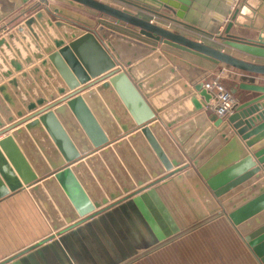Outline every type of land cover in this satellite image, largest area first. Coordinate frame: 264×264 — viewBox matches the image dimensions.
Listing matches in <instances>:
<instances>
[{
	"label": "water",
	"instance_id": "water-1",
	"mask_svg": "<svg viewBox=\"0 0 264 264\" xmlns=\"http://www.w3.org/2000/svg\"><path fill=\"white\" fill-rule=\"evenodd\" d=\"M4 1L0 136L11 133L0 139V200L27 189L54 234L0 264H121L219 211L264 264V163L233 114L213 108L207 68L184 53L258 75L264 63L182 33H215L179 19L190 0ZM251 1L219 4L220 38L263 56L264 6ZM248 6L260 34L230 35L254 14ZM157 83H179L187 96L162 108Z\"/></svg>",
	"mask_w": 264,
	"mask_h": 264
},
{
	"label": "crops",
	"instance_id": "crops-1",
	"mask_svg": "<svg viewBox=\"0 0 264 264\" xmlns=\"http://www.w3.org/2000/svg\"><path fill=\"white\" fill-rule=\"evenodd\" d=\"M190 1L191 5L188 11L182 12L183 16L179 19L215 33L209 35L191 27H183V29L178 27L182 33L195 32L206 37L202 39L196 37L198 40L220 47L224 51L252 62L264 63V55L252 54L247 49L239 47L238 43L220 38L222 35H227L224 32L227 17L221 13L218 6L221 2L231 4L233 0ZM251 3L259 6V9L264 6V0H252ZM238 4L239 2H237ZM6 7L8 6L5 1L0 0V35L7 28L10 18L5 16ZM247 9L250 12L253 10L254 14L241 16L239 20L241 24L235 23L230 30V35L256 38L260 34V31L256 30L255 27L261 21V17H257L258 10L251 9L249 6ZM107 19L109 21L106 19L105 21L109 26L120 29L129 35H136L140 39H146L136 33L134 34L133 27L126 24L118 25L112 18L107 17ZM184 54L191 62L207 68V72L200 78L202 81L211 78L209 75L211 71L220 73L226 67L223 63L215 64L196 55ZM241 72H244L245 75L229 73L222 78L223 85L233 94L235 99L234 114L224 118L230 117L229 120L234 130L250 149L254 159L262 164L264 163V91L261 90L254 96L253 91L247 87L249 85L264 87V75ZM185 96H187V90L181 87L179 83L170 87H162L157 83V90L152 97L156 99L160 107L167 108ZM213 108H215L214 103ZM10 133L11 131L3 134L0 139ZM28 148L30 149V147ZM261 159L263 162H260ZM53 234L52 225L27 189H20L0 200V263L33 248L37 243ZM121 264L262 263L230 217L225 212L219 211L159 241Z\"/></svg>",
	"mask_w": 264,
	"mask_h": 264
},
{
	"label": "built area",
	"instance_id": "built-area-1",
	"mask_svg": "<svg viewBox=\"0 0 264 264\" xmlns=\"http://www.w3.org/2000/svg\"><path fill=\"white\" fill-rule=\"evenodd\" d=\"M228 70H238V69L229 68L226 66L223 68V70L220 71V73L211 72L209 74L211 75V78L209 79L207 78L206 80L202 81L203 86L213 95V103L215 104L214 109L219 115L223 117L231 116L235 112L234 96L228 89H226V87L222 83L223 75L226 72H229Z\"/></svg>",
	"mask_w": 264,
	"mask_h": 264
},
{
	"label": "rangeland",
	"instance_id": "rangeland-1",
	"mask_svg": "<svg viewBox=\"0 0 264 264\" xmlns=\"http://www.w3.org/2000/svg\"><path fill=\"white\" fill-rule=\"evenodd\" d=\"M147 16L146 17H148V18H150V20H156V19H158L160 22H162V23H167V24H170V22L169 21H166V20H164V19H161V18H157V17H155V16H152V15H148V14H146ZM174 27H176V26H174ZM190 34L191 35H194L195 37H199V38H206V37H204V36H201V35H198V34H196L195 32H190ZM208 39V38H207ZM240 53L242 52V51H239ZM239 52H237L238 54H240ZM229 72H226L223 76H226V75H228L229 73H235V74H238V75H241V76H244L245 75V73L244 72H241V71H238V70H228ZM211 72H214V73H217V72H215V71H211Z\"/></svg>",
	"mask_w": 264,
	"mask_h": 264
},
{
	"label": "flooded vegetation",
	"instance_id": "flooded-vegetation-1",
	"mask_svg": "<svg viewBox=\"0 0 264 264\" xmlns=\"http://www.w3.org/2000/svg\"><path fill=\"white\" fill-rule=\"evenodd\" d=\"M225 40V39H224Z\"/></svg>",
	"mask_w": 264,
	"mask_h": 264
}]
</instances>
